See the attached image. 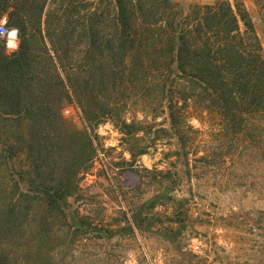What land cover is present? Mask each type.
<instances>
[{
    "label": "trees",
    "instance_id": "16d2710c",
    "mask_svg": "<svg viewBox=\"0 0 264 264\" xmlns=\"http://www.w3.org/2000/svg\"><path fill=\"white\" fill-rule=\"evenodd\" d=\"M109 2L88 21L80 3L41 4L32 20L11 15L15 50L0 39V264H55L61 237L91 224L70 207L103 153L105 122L131 143L153 126L130 112L166 113L186 145L189 110L205 112L239 145L243 131L252 148L264 145V52L242 2ZM6 7L0 0V17ZM71 106L79 121L64 114ZM141 146L129 149L133 160L150 147Z\"/></svg>",
    "mask_w": 264,
    "mask_h": 264
},
{
    "label": "rangeland",
    "instance_id": "374dc122",
    "mask_svg": "<svg viewBox=\"0 0 264 264\" xmlns=\"http://www.w3.org/2000/svg\"><path fill=\"white\" fill-rule=\"evenodd\" d=\"M109 1L5 0L0 21L16 28L13 14L29 21L41 4L46 11L72 3L86 8L81 14L88 21L94 7ZM172 1L188 8L215 0ZM229 1L245 5L264 52V0ZM189 111L193 128L186 145L169 130L166 113L147 119L140 109L130 112L128 121L153 126L131 143L111 121L98 127L103 153L82 174L70 207L91 224L61 237L55 264H264V145L252 148L245 131L239 145L212 115ZM64 114L79 121L72 106ZM256 121L262 124L264 117ZM143 143L148 152L133 160L129 149ZM132 215L137 218L130 229Z\"/></svg>",
    "mask_w": 264,
    "mask_h": 264
},
{
    "label": "built area",
    "instance_id": "2783aa9c",
    "mask_svg": "<svg viewBox=\"0 0 264 264\" xmlns=\"http://www.w3.org/2000/svg\"><path fill=\"white\" fill-rule=\"evenodd\" d=\"M0 39L6 41L8 49H16V47L13 46V41L15 40V28L9 27L6 19L0 21Z\"/></svg>",
    "mask_w": 264,
    "mask_h": 264
},
{
    "label": "water",
    "instance_id": "95a60500",
    "mask_svg": "<svg viewBox=\"0 0 264 264\" xmlns=\"http://www.w3.org/2000/svg\"><path fill=\"white\" fill-rule=\"evenodd\" d=\"M21 38V34H20V31L18 28H15V40L13 41V46L14 47H18L19 43L18 41L20 40Z\"/></svg>",
    "mask_w": 264,
    "mask_h": 264
}]
</instances>
